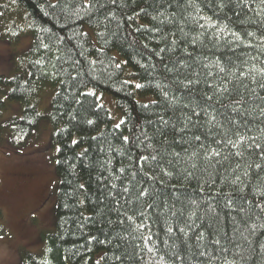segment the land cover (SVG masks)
<instances>
[{
  "label": "trees",
  "instance_id": "obj_1",
  "mask_svg": "<svg viewBox=\"0 0 264 264\" xmlns=\"http://www.w3.org/2000/svg\"><path fill=\"white\" fill-rule=\"evenodd\" d=\"M28 35L0 75L21 105L10 142L50 121L60 181L54 230L23 264H264V157L227 143L264 146L260 0H0V39Z\"/></svg>",
  "mask_w": 264,
  "mask_h": 264
},
{
  "label": "rangeland",
  "instance_id": "obj_2",
  "mask_svg": "<svg viewBox=\"0 0 264 264\" xmlns=\"http://www.w3.org/2000/svg\"><path fill=\"white\" fill-rule=\"evenodd\" d=\"M31 43L29 35L15 44L0 39V75L15 73L17 58L29 50ZM113 54L119 58L118 52ZM119 63L123 64V60ZM130 73L126 67V79L137 86L139 81ZM6 90L0 85V95L7 102L0 118V264H23L22 250L40 253L46 236L54 230L60 178L55 171L57 148L51 143L50 121L43 119L21 149L16 150L10 142L9 121L20 115L21 105L8 101L3 93ZM50 91L51 88L43 97L42 112L47 110ZM99 98L118 124L122 113L114 97L99 94Z\"/></svg>",
  "mask_w": 264,
  "mask_h": 264
},
{
  "label": "snow or ice",
  "instance_id": "obj_3",
  "mask_svg": "<svg viewBox=\"0 0 264 264\" xmlns=\"http://www.w3.org/2000/svg\"><path fill=\"white\" fill-rule=\"evenodd\" d=\"M240 2L246 4L247 3V0H240ZM113 3H115V0H113ZM189 3H192V0H189ZM260 4L261 5H264V0H260ZM221 7H223V4H221ZM153 19H155V17H153ZM201 27H203V26H201ZM233 35H236V34H233ZM248 35H253V33H248ZM221 71H223V69H221ZM259 71H260L261 74H264V68L260 69ZM242 75H243V73H242ZM189 83H191V82H189ZM137 87H141V86L140 85H137ZM259 87L261 89H264V83H260L259 84ZM218 91H220L221 92V95H223V93L224 92H228L229 89L227 87H225L222 90L218 89ZM250 91L252 93H255V89H251ZM206 99L208 101H211L212 100V97L211 96H207ZM240 99L243 100V96H241ZM260 99L261 100H264V97H260ZM235 103L236 104H239L240 101H236ZM229 107H231V104L229 105ZM238 110H239L238 108H235V107L232 108V111L233 112H236ZM250 114L251 113H249V115ZM196 115L198 116L199 113H196ZM260 115L261 116H264V108H261ZM214 119H215V117L212 118V120H214ZM89 123H91V121H89ZM164 123H167V121H164ZM209 123H211V121H209ZM117 127H119V125H117ZM180 131H183V129H180ZM261 132L264 133V129H261ZM124 139L127 140V137H125ZM194 139L196 141H200L201 137L200 136H195ZM245 139H248V140H251L252 141L251 143H249L247 145L248 148L255 147L256 149H260L259 155L261 157H264V146H262L261 143L257 142V139H258L257 137H244V136H239L238 135V139L236 141H233V140L229 139L227 141V143L229 145H231L233 148H236V147H238L239 144H241L243 141H245ZM73 143H76V141H73ZM200 148L203 149L204 148V145L201 144L200 145ZM176 155L178 156L179 154H176ZM192 155L195 156V155H197V153L196 152H193ZM235 155L236 156H243V152L242 151H237V152H235ZM213 156H216V157L220 156V152L213 148V149H211V151H206L205 152V157L204 158L205 159H210ZM144 159H147V157H144ZM152 159L155 160L156 157L153 156ZM57 163H59V161H57ZM193 167H195V165H193ZM237 167H239V165H237ZM255 167L259 169V168H261V164H256ZM245 175H247V172L245 173ZM81 187H83V185H81ZM144 194L145 193H143V192L141 193V195H144ZM261 195H264V192H261ZM257 207H261V205L258 204ZM262 211H264V208H262ZM262 227H264V225H262ZM253 228H255V225H253ZM169 231H171V229H169ZM217 243H219V242L217 241ZM262 247H264V246H262Z\"/></svg>",
  "mask_w": 264,
  "mask_h": 264
}]
</instances>
